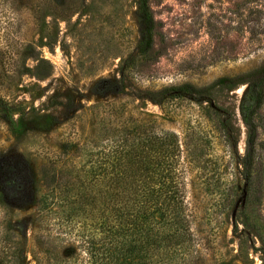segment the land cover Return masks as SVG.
Here are the masks:
<instances>
[{"label": "rangeland", "instance_id": "obj_1", "mask_svg": "<svg viewBox=\"0 0 264 264\" xmlns=\"http://www.w3.org/2000/svg\"><path fill=\"white\" fill-rule=\"evenodd\" d=\"M57 1L0 5L1 264L83 261L92 222L70 220L58 176L82 179L122 130L143 123L178 137L193 236L188 263L264 264V103L242 202L249 87L213 88L219 116L193 97L148 99L162 87L202 86L264 62V0H147L145 52L141 0ZM21 51L25 73L17 75ZM36 58L49 63L41 79L31 75Z\"/></svg>", "mask_w": 264, "mask_h": 264}, {"label": "trees", "instance_id": "obj_2", "mask_svg": "<svg viewBox=\"0 0 264 264\" xmlns=\"http://www.w3.org/2000/svg\"><path fill=\"white\" fill-rule=\"evenodd\" d=\"M4 1L7 0H0V5ZM139 8L142 52H145L151 44L153 19L147 0H141ZM42 15L39 12L36 17L41 19L37 22L40 29L45 26ZM24 55V51L17 55L21 61L14 69L17 75L25 73L22 72ZM48 73L49 63L36 58L31 75L41 79ZM239 84L249 87L247 105L242 110L247 148L241 161L244 172L240 173L246 196L252 182L249 170L255 163L253 120L264 103V62L236 74L216 77L202 86L182 83L162 87L150 92L148 99L160 104L168 98L193 97L196 103H205L219 116L222 111L213 108L211 90ZM17 122L11 120L13 124ZM218 122L220 129L229 135L226 122ZM99 153L90 161L92 166L82 179L77 177L78 180L72 181V177L58 176V189L70 220L80 217L92 222L82 250L85 257L78 264H189L188 257L194 254L193 236L176 133L148 128L143 123L137 129L122 130L107 150Z\"/></svg>", "mask_w": 264, "mask_h": 264}, {"label": "water", "instance_id": "obj_3", "mask_svg": "<svg viewBox=\"0 0 264 264\" xmlns=\"http://www.w3.org/2000/svg\"><path fill=\"white\" fill-rule=\"evenodd\" d=\"M240 197H241L242 202H243V199H244V197H245V190H244V188H242V191H241ZM236 204H237V202H235L234 205H236ZM234 209H235V208L232 209V213L234 212Z\"/></svg>", "mask_w": 264, "mask_h": 264}]
</instances>
